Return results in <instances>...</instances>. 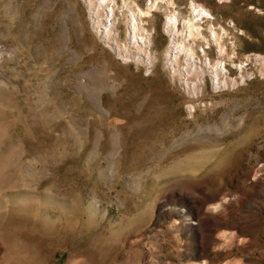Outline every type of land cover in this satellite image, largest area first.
Segmentation results:
<instances>
[{
  "label": "rangeland",
  "instance_id": "obj_1",
  "mask_svg": "<svg viewBox=\"0 0 264 264\" xmlns=\"http://www.w3.org/2000/svg\"><path fill=\"white\" fill-rule=\"evenodd\" d=\"M99 1L0 0V264H264V0Z\"/></svg>",
  "mask_w": 264,
  "mask_h": 264
},
{
  "label": "bare ground",
  "instance_id": "obj_2",
  "mask_svg": "<svg viewBox=\"0 0 264 264\" xmlns=\"http://www.w3.org/2000/svg\"><path fill=\"white\" fill-rule=\"evenodd\" d=\"M99 1V0H98ZM156 1V0H155ZM171 1V0H170ZM94 2V1H93ZM100 2V1H99ZM95 3V2H94ZM103 3V2H102ZM96 4V3H95ZM98 4V3H97ZM104 4V3H103ZM154 4H155V2L153 3V5L152 6H154ZM192 7H194L193 9H195V11H197V13H199L200 15H202V13H204L206 10H208L207 8H205V6L203 5V4H201V3H198L196 0L192 3ZM152 8V7H151ZM92 9V8H91ZM94 9L96 10V12L98 13V12H100V11H102V10H105V7H102V6H98V7H94ZM136 10L137 9H135L134 8V10H133V14L131 15V22H132V29H133V32H134V36L135 35H137V34H144V28H142L141 26H139L136 22H135V18H136V14H137V12H136ZM106 11H107V13H101V17H100V15H97V17L95 18V20L99 23V24H102V23H108V20L111 18V16H113L112 14H113V12H114V10H113V8L112 7H109L108 9H106ZM172 11V10H171ZM91 12H92V10H91ZM177 13V12H176ZM176 13L175 12H170V14H169V16L167 17V20H166V25H167V27H168V29L169 30H171V31H173L175 28H174V25H175V23H177L176 22ZM99 14V13H98ZM96 15V14H95ZM103 16V17H102ZM195 16V15H194ZM198 16V15H197ZM177 17H179V16H177ZM192 17V16H191ZM194 19V18H193ZM192 19V20H193ZM194 22V21H193ZM96 22H94V24H95ZM190 23V22H189ZM193 24V23H192ZM191 23L189 24V27H193V25H192ZM177 25V24H176ZM199 25V24H198ZM95 26V25H94ZM107 27V26H106ZM188 27V28H189ZM223 28V27H222ZM219 29H221V27L219 28ZM218 29V30H219ZM108 30V29H107ZM193 30V29H192ZM192 30H190V31H192ZM200 30V29H199ZM229 31V30H228ZM220 32V31H219ZM201 33V32H200ZM220 33H222V32H220ZM227 33V32H226ZM193 34V33H192ZM212 34V33H211ZM228 34V33H227ZM217 35V34H216ZM222 35V34H221ZM220 35V36H221ZM212 36H213V34H212ZM218 36V35H217ZM224 36H226V35H224ZM215 37V36H214ZM223 37V36H222ZM217 38V37H216ZM215 38V39H216ZM220 38V37H219ZM214 39V40H215ZM222 40V39H221ZM225 40V39H224ZM222 42V41H221ZM226 42V41H225ZM220 43V42H219ZM224 45V44H223ZM233 45V44H232ZM235 45V44H234ZM192 46V45H191ZM226 46V45H225ZM219 47V46H218ZM186 48V47H185ZM221 51L220 52H223L224 51V47L221 45L220 46V48H219ZM193 49H189V48H186L184 51L186 52V53H191V54H193V51H192ZM219 52V53H220ZM225 52V51H224ZM224 52L222 53V55L224 54ZM232 52H236L235 50L234 51H232ZM194 54H196L195 53V51H194ZM227 54H228V52H227ZM118 55H120L121 56V52L120 53H118ZM128 56V54H123V57H127ZM227 56V55H226ZM220 57V56H219ZM232 57V56H231ZM187 58V57H186ZM223 58V57H222ZM225 58H223V60H224ZM232 59V58H231ZM219 60V59H218ZM220 60H222V59H220ZM221 63V62H220ZM192 64V63H191ZM213 64H214V62H213ZM216 64V63H215ZM222 64V63H221ZM215 66V65H214ZM219 66V65H218ZM217 66V67H218ZM221 67V66H220ZM221 69H216V70H214V72L216 73V74H219L218 72L220 71ZM190 71V70H189ZM260 72L262 73V74H264V59H262V66H261V68H260ZM198 73V72H197ZM198 75V74H197ZM222 76V75H221ZM215 77H216V75H215ZM218 77H220V76H218ZM222 78V77H221ZM218 81V80H217Z\"/></svg>",
  "mask_w": 264,
  "mask_h": 264
}]
</instances>
